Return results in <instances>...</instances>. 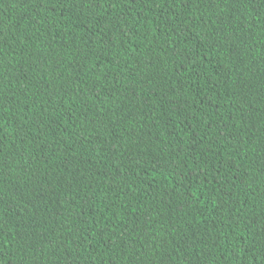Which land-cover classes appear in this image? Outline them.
<instances>
[{
  "label": "trees",
  "instance_id": "16d2710c",
  "mask_svg": "<svg viewBox=\"0 0 264 264\" xmlns=\"http://www.w3.org/2000/svg\"><path fill=\"white\" fill-rule=\"evenodd\" d=\"M0 264H264V0H0Z\"/></svg>",
  "mask_w": 264,
  "mask_h": 264
}]
</instances>
